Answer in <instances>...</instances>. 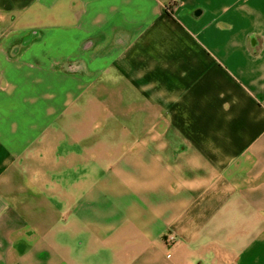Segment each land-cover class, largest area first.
I'll return each instance as SVG.
<instances>
[{"label":"crops","instance_id":"0c3cea01","mask_svg":"<svg viewBox=\"0 0 264 264\" xmlns=\"http://www.w3.org/2000/svg\"><path fill=\"white\" fill-rule=\"evenodd\" d=\"M0 264H264V0H0Z\"/></svg>","mask_w":264,"mask_h":264},{"label":"built area","instance_id":"2783aa9c","mask_svg":"<svg viewBox=\"0 0 264 264\" xmlns=\"http://www.w3.org/2000/svg\"><path fill=\"white\" fill-rule=\"evenodd\" d=\"M175 240V237H170L169 242H173Z\"/></svg>","mask_w":264,"mask_h":264}]
</instances>
